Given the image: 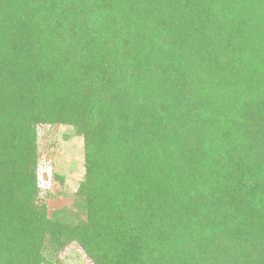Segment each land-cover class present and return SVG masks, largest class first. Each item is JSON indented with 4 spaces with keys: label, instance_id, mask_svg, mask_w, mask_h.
<instances>
[{
    "label": "trees",
    "instance_id": "obj_1",
    "mask_svg": "<svg viewBox=\"0 0 264 264\" xmlns=\"http://www.w3.org/2000/svg\"><path fill=\"white\" fill-rule=\"evenodd\" d=\"M38 125L83 138L78 221L37 204ZM71 242L264 264V0H0V264Z\"/></svg>",
    "mask_w": 264,
    "mask_h": 264
},
{
    "label": "rangeland",
    "instance_id": "obj_2",
    "mask_svg": "<svg viewBox=\"0 0 264 264\" xmlns=\"http://www.w3.org/2000/svg\"><path fill=\"white\" fill-rule=\"evenodd\" d=\"M36 182L39 189L37 204L48 214L68 209L67 221H78L83 210L78 206L75 192L84 179V141L74 128L67 125H38L36 127ZM47 264H93L75 242L58 253L45 248ZM55 254V255H54Z\"/></svg>",
    "mask_w": 264,
    "mask_h": 264
}]
</instances>
